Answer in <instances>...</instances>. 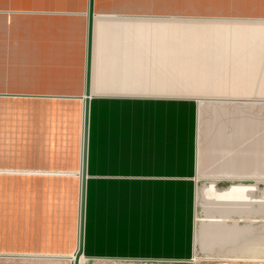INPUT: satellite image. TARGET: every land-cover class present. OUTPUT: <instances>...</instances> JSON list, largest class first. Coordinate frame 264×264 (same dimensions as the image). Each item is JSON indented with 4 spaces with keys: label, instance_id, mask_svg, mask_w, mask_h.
Masks as SVG:
<instances>
[{
    "label": "crops",
    "instance_id": "obj_1",
    "mask_svg": "<svg viewBox=\"0 0 264 264\" xmlns=\"http://www.w3.org/2000/svg\"><path fill=\"white\" fill-rule=\"evenodd\" d=\"M27 1L41 5L32 9L64 13L33 19L19 30L16 25L10 28L8 56L0 55L7 68L0 77L27 92L30 101L83 109L89 0ZM110 5L114 4L98 0L92 5L88 178L80 264L191 260L196 252L220 245L221 250H251L235 243L240 231L235 219L241 217L242 202H255L251 193L258 187L242 184L231 174L238 170L234 162H220L221 154H231L227 150L237 134L220 128V118L240 116L225 108L264 104V0H220V34L199 32L195 35L202 39L182 47L162 46L160 37L146 34L139 22L99 18L101 12L117 10ZM83 11L86 14L78 13ZM18 41L23 43L19 50ZM3 50L0 46V53ZM204 106L223 108L212 116L218 119V128L202 120L199 108ZM76 134L77 125L75 138ZM81 150L82 129L80 152H71L69 161L49 169L78 178H70L79 187L78 222ZM73 203L65 197L59 205L69 212L74 211ZM250 213L249 207L248 217ZM77 244L78 235L75 247L53 243L8 248L72 253H17L3 261L74 264L71 255Z\"/></svg>",
    "mask_w": 264,
    "mask_h": 264
},
{
    "label": "rangeland",
    "instance_id": "obj_2",
    "mask_svg": "<svg viewBox=\"0 0 264 264\" xmlns=\"http://www.w3.org/2000/svg\"><path fill=\"white\" fill-rule=\"evenodd\" d=\"M98 1L114 4L110 6L117 9L101 12L99 18L123 19L130 24L139 22L146 34L155 33L154 36L160 37L162 46L170 43L182 47L187 41H198L202 39L195 35L199 32L205 36L220 34V0ZM27 2L33 4L27 5ZM40 6L36 1L0 0V46L5 49L1 56L9 53L10 28L16 25L19 30L26 28L33 19H49L64 13L32 9ZM78 13L86 14L84 11ZM187 31L189 34H184ZM18 42L19 50L24 40ZM5 62L0 61V72L7 68V64L1 65ZM15 86H10L7 78L0 77L1 264H8L3 260L15 258L17 253H72L22 252L8 248L53 243L75 247L78 235L79 187L70 182V178H78L68 172L49 169L66 159L69 161L71 152H80L83 109L30 101L26 96L28 93ZM221 109L220 106H204L199 108V113L204 115L202 120L209 121L216 129L218 119L212 116L220 114ZM225 109L240 116L220 118V128L223 126L237 132L231 149L227 150L231 154H221L220 162H234L238 170L231 174L239 177L242 184H256L258 187V191L251 193L255 202L251 205L242 202L241 217L235 219L240 230L235 243L240 242V246L251 250H221L220 245V249L196 252L191 260H162L158 264H264V104ZM29 171L35 174L28 175ZM65 197L67 203L73 199L74 211L64 212L63 206L59 205ZM249 207L251 217L247 214ZM222 240L220 235V244Z\"/></svg>",
    "mask_w": 264,
    "mask_h": 264
},
{
    "label": "water",
    "instance_id": "obj_3",
    "mask_svg": "<svg viewBox=\"0 0 264 264\" xmlns=\"http://www.w3.org/2000/svg\"><path fill=\"white\" fill-rule=\"evenodd\" d=\"M89 27H88V41H87V88L85 91V119H84V130H83V155H82V176H81V187H80V213H79V241L78 248L73 254L74 264H80V260L84 255V231H85V207H86V192H87V159H88V133H89V96L90 92L88 90V82L90 78V68H91V54H92V36L93 27L92 19L94 11L92 8L94 0H89ZM72 259V258H71Z\"/></svg>",
    "mask_w": 264,
    "mask_h": 264
},
{
    "label": "bare ground",
    "instance_id": "obj_4",
    "mask_svg": "<svg viewBox=\"0 0 264 264\" xmlns=\"http://www.w3.org/2000/svg\"><path fill=\"white\" fill-rule=\"evenodd\" d=\"M84 119H85V107H83V127H82V150H81V166H82V155H83V130H84ZM80 187H81V176H82V171L80 168ZM81 192V191H80ZM79 210H80V202H79ZM80 213V212H79ZM79 223V222H78ZM78 241H79V226H78ZM78 248V244H77ZM76 248V250H77ZM72 261H74L73 255H71Z\"/></svg>",
    "mask_w": 264,
    "mask_h": 264
}]
</instances>
